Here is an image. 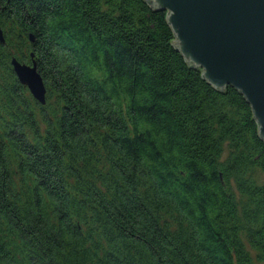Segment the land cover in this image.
Instances as JSON below:
<instances>
[{
	"label": "trees",
	"instance_id": "16d2710c",
	"mask_svg": "<svg viewBox=\"0 0 264 264\" xmlns=\"http://www.w3.org/2000/svg\"><path fill=\"white\" fill-rule=\"evenodd\" d=\"M166 14L0 0V264H264L258 124ZM31 52L44 104L11 65Z\"/></svg>",
	"mask_w": 264,
	"mask_h": 264
},
{
	"label": "water",
	"instance_id": "95a60500",
	"mask_svg": "<svg viewBox=\"0 0 264 264\" xmlns=\"http://www.w3.org/2000/svg\"><path fill=\"white\" fill-rule=\"evenodd\" d=\"M166 11L175 40L170 43L188 66L216 90H238L253 112L258 135L264 140V0H144ZM30 42L34 35L28 36ZM0 27V43H4ZM31 62L11 59L18 81L36 101L45 103L46 87Z\"/></svg>",
	"mask_w": 264,
	"mask_h": 264
}]
</instances>
